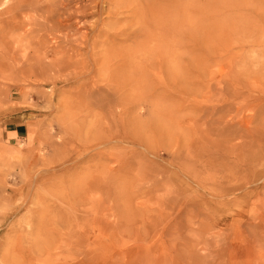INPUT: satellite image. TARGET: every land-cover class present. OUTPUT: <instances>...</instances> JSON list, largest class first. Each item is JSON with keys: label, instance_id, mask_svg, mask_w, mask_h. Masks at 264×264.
I'll list each match as a JSON object with an SVG mask.
<instances>
[{"label": "rangeland", "instance_id": "1", "mask_svg": "<svg viewBox=\"0 0 264 264\" xmlns=\"http://www.w3.org/2000/svg\"><path fill=\"white\" fill-rule=\"evenodd\" d=\"M131 1L116 24L86 16L103 33L79 44L55 0H0V264H264V1L237 0L197 48L155 44ZM53 37L84 51L41 72Z\"/></svg>", "mask_w": 264, "mask_h": 264}, {"label": "bare ground", "instance_id": "2", "mask_svg": "<svg viewBox=\"0 0 264 264\" xmlns=\"http://www.w3.org/2000/svg\"><path fill=\"white\" fill-rule=\"evenodd\" d=\"M236 1L237 0H141V2L143 4H147V7L149 9H154L152 11L154 14H150L147 17V21H148V23H150L152 26L155 27V31L152 33V36L155 37L154 39H152V41L155 44L158 41L163 46L164 45L170 46L177 41H180V42L183 41L186 44H194V46H196L195 48L203 47L204 46L203 44L208 42V31H207L208 28L213 27L215 30L216 29L219 30V27L221 28V26H224V24H222L220 21L221 13L226 12V11H228V12L230 11L233 13L237 8H239L238 3ZM252 1L257 3L255 6H260V3L264 0H252ZM252 1L250 3L248 0V4L246 6L253 8L254 3ZM55 2H56V0H55ZM56 3L58 4V9H57L58 21H57L56 25L52 26V28H55V30L58 32H60L61 30L70 32L72 29V32H74V35H76L78 32L80 33V31H81L83 37H82V42L80 41L79 44H81V43L84 44V42H87L89 34H92V35L94 34L96 37L95 33H98V34L101 33L100 35H102V33H103V32H100V30L97 31V29H101V27L99 28L100 25L97 27V25H98L97 22L99 21L98 20L99 18L97 19L96 22L94 21V23L84 22V25H82V22H83V20H85L84 18H86V16L96 14L95 16L98 17V15L101 14L104 10H107L108 13L113 16L112 21H110V23L115 22V24H116V22H118V20H119L118 16L120 14V10L123 9V7L126 3L130 4V3H132V1L131 0H58ZM104 3L107 4L106 7H108V8H105ZM236 3H237L238 7L236 6ZM241 3L243 4V2H241ZM262 3H264V2H262ZM53 11L54 10L52 7L48 8L49 13H52ZM129 12L131 13V16L134 15L133 9H131V11H129ZM223 14H225V13H223ZM101 20H102V18H101ZM111 25L113 26V24H111ZM67 32L65 33V38H64L65 42H66V40H68ZM104 33H106V32H104ZM107 33L109 34L108 31H107ZM114 34H116V33H114ZM81 36H80V38H81ZM105 36H107V35H105ZM108 36H110V35H108ZM114 36L112 33V37H114ZM119 36H120V34H119ZM119 36H117V37H119ZM63 37H61V41H63V39H62ZM78 37H79V35H78ZM99 37H101V36L98 35L97 39ZM117 37H116V39H117ZM125 37H126V39L130 38L127 35H125ZM12 38H10V39H12ZM106 38H104L105 41H106ZM114 38H113L112 42H115ZM53 39L55 41L59 40L58 37H53ZM127 40H129V39H127ZM61 41L59 40V42H56V44L54 45L55 49H56L55 51L57 52L56 54H59V57H60L59 60L46 61L45 60L46 57L44 58V57H42V55L40 56V58L34 60L35 62H33V63H37L36 67L41 72L42 71L46 72V70H49V72H51V69L53 67H59L60 69L69 68L74 64L75 56H80V51H84L82 48H81V50L77 49V47L75 46V43H74V42H76L75 39L73 40L74 42H71L73 44V46H75V48H67V46H66L67 43H65L64 41H63L64 45H62V44L58 45V43H60ZM91 42L93 43V40H91L90 43ZM108 42H110V41H108ZM83 44H82V46H83ZM3 46H4V44H3ZM14 49H16V48H14ZM5 50H7V49H4V51L1 52L2 55H4ZM168 50H169V48H168ZM12 51H14V50H12ZM18 51H16V52L18 53ZM189 52L193 53V50L187 49V51L184 53V55L185 54L190 55ZM23 54H25V53H23ZM34 54H36V53H34ZM19 55L20 56H18V57H21V58H20V62L18 59V63H20L21 65L26 64L29 61V59H31V58H29L30 55H28L29 59L25 55H22L21 52L19 53ZM14 56L15 55H13V57ZM13 57H12V59H13ZM73 59H74V61H73ZM13 63L15 64V60L13 61ZM20 64H18V65H20ZM15 68H16V66H15ZM21 68H23V66H21ZM31 68H33V67H31ZM1 70H3V68ZM82 70H83V68H82ZM8 72H9V70H8ZM6 75L10 76V78L8 76L7 79L12 78L11 77L12 73L6 74ZM6 75H4V76H6ZM0 77H1V75H0ZM94 83H95V81H94ZM92 88H94V87L92 86ZM96 89H100V88H96ZM94 92H96L95 89H94ZM94 92H93V94H95ZM100 94H102V93H100ZM212 112L213 113H210V115L209 116L207 115V116L211 117V119H214L213 121H219V120L224 118V116H219L220 112H218L217 107L214 108ZM235 118H236V116L231 117L230 120L224 121V123H225L224 128L231 127L233 129L236 127V131H237V128L239 127L241 129L242 128L245 129V134L246 133L252 134V132H250V130H249L250 128L248 127L249 126L248 120L245 121L246 119H240L239 121H237ZM234 119H235V121H234ZM210 122H212V121H210ZM241 129H240V131L243 130V129L242 130ZM230 131H231V129H230ZM251 134H250V136H252ZM232 135H233V133H232ZM180 169L182 170L183 168H179V170Z\"/></svg>", "mask_w": 264, "mask_h": 264}, {"label": "crops", "instance_id": "3", "mask_svg": "<svg viewBox=\"0 0 264 264\" xmlns=\"http://www.w3.org/2000/svg\"><path fill=\"white\" fill-rule=\"evenodd\" d=\"M6 133L10 140H20L26 138L27 136L26 128L22 124H16L13 127H8Z\"/></svg>", "mask_w": 264, "mask_h": 264}]
</instances>
